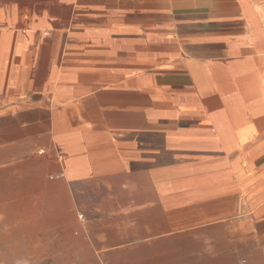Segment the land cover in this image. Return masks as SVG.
Returning a JSON list of instances; mask_svg holds the SVG:
<instances>
[{"label": "crops", "instance_id": "obj_1", "mask_svg": "<svg viewBox=\"0 0 264 264\" xmlns=\"http://www.w3.org/2000/svg\"><path fill=\"white\" fill-rule=\"evenodd\" d=\"M0 264H264V0H0Z\"/></svg>", "mask_w": 264, "mask_h": 264}]
</instances>
